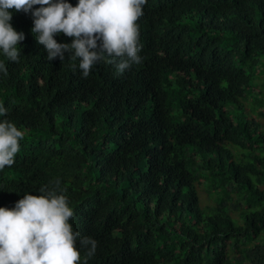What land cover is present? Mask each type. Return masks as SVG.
<instances>
[{
  "label": "trees",
  "instance_id": "obj_1",
  "mask_svg": "<svg viewBox=\"0 0 264 264\" xmlns=\"http://www.w3.org/2000/svg\"><path fill=\"white\" fill-rule=\"evenodd\" d=\"M11 11L25 39L19 63L0 50V103L26 135L0 207L59 178L88 264H264V0H148L143 67L88 78Z\"/></svg>",
  "mask_w": 264,
  "mask_h": 264
},
{
  "label": "clouds",
  "instance_id": "obj_2",
  "mask_svg": "<svg viewBox=\"0 0 264 264\" xmlns=\"http://www.w3.org/2000/svg\"><path fill=\"white\" fill-rule=\"evenodd\" d=\"M148 0H0V50L11 62L19 63L18 45L25 39L12 23V11L33 18L31 29L37 43L44 46L47 60H79L81 78H88L99 63H107L120 76L139 70L146 60L140 55L143 43L137 21L144 15ZM63 33L71 43L54 36ZM30 35V33H29ZM73 69L77 68L72 64ZM0 73L8 69L0 60ZM8 109L0 103V170L12 167L21 151L25 131L9 120ZM60 179L41 186L38 195L26 193L12 208L0 207V264H88L98 241L82 236L74 223ZM79 245V247H78ZM83 249V257L81 255Z\"/></svg>",
  "mask_w": 264,
  "mask_h": 264
},
{
  "label": "rangeland",
  "instance_id": "obj_3",
  "mask_svg": "<svg viewBox=\"0 0 264 264\" xmlns=\"http://www.w3.org/2000/svg\"><path fill=\"white\" fill-rule=\"evenodd\" d=\"M262 80V77L258 79V81L260 82ZM241 102L243 103V105L246 107V108H250L252 106H254V103L252 102V100H241Z\"/></svg>",
  "mask_w": 264,
  "mask_h": 264
}]
</instances>
